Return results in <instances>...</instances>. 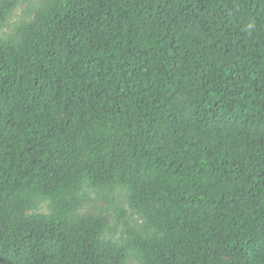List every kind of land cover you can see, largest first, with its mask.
Listing matches in <instances>:
<instances>
[{
  "label": "trees",
  "instance_id": "1",
  "mask_svg": "<svg viewBox=\"0 0 264 264\" xmlns=\"http://www.w3.org/2000/svg\"><path fill=\"white\" fill-rule=\"evenodd\" d=\"M29 13L0 39V264H264V0ZM118 190L143 223L115 240L80 212Z\"/></svg>",
  "mask_w": 264,
  "mask_h": 264
},
{
  "label": "rangeland",
  "instance_id": "2",
  "mask_svg": "<svg viewBox=\"0 0 264 264\" xmlns=\"http://www.w3.org/2000/svg\"><path fill=\"white\" fill-rule=\"evenodd\" d=\"M38 0H22L21 5L12 13L10 19L0 30V39L7 38L8 36L17 37V28L20 25H24L33 19L30 16V10L37 4ZM105 194L97 193L95 191L89 192L88 203L81 210V214H103L106 215L108 219V224L110 228L114 230L112 233L107 234V237L113 236L116 240L126 237L127 226L141 225V221L132 210L129 208L126 192L118 190L114 196L109 198V203L104 200ZM49 204L47 202H42L39 204L38 208L33 210L31 213L34 214H49ZM116 227V228H114ZM129 264H139L136 259L129 260Z\"/></svg>",
  "mask_w": 264,
  "mask_h": 264
},
{
  "label": "clouds",
  "instance_id": "3",
  "mask_svg": "<svg viewBox=\"0 0 264 264\" xmlns=\"http://www.w3.org/2000/svg\"><path fill=\"white\" fill-rule=\"evenodd\" d=\"M251 27V26H250Z\"/></svg>",
  "mask_w": 264,
  "mask_h": 264
}]
</instances>
